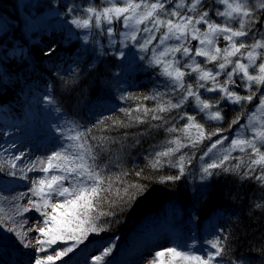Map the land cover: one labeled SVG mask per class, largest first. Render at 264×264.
Instances as JSON below:
<instances>
[{
  "label": "trees",
  "instance_id": "trees-1",
  "mask_svg": "<svg viewBox=\"0 0 264 264\" xmlns=\"http://www.w3.org/2000/svg\"><path fill=\"white\" fill-rule=\"evenodd\" d=\"M103 2L0 0V107L4 108L2 112L8 120L7 124L0 125V164L24 150L23 145L36 142L32 137L21 138L28 122L36 120L45 127L44 120L50 116L55 134L51 135L52 142L56 145L69 143L61 137L60 130L75 125L78 131L89 133V144L103 142L97 164L104 169V174L118 176L127 172V180L145 186L143 194L137 195L131 203L117 200L111 208L113 214L96 221L97 228L102 230L89 232L83 243L61 260L62 264L75 254L79 256L76 264L93 263L108 248L112 249L111 253L116 252V256L130 254L136 247L146 245L150 238L154 241L151 244L154 252L177 247L205 256L215 251L209 242L216 237L226 238L225 252L218 258L221 264L234 261L264 264V185L254 178L244 177L242 173L247 169L243 167L239 172L216 169L211 176L202 172L210 159V155H206L207 146L220 137L213 136L211 141L204 140L195 148H182L176 153L171 158L173 162L180 155L191 158L183 174L179 168L167 164L159 169L149 166L155 153L169 146V139L180 135L166 129L183 126L186 120L180 119V113L184 111L195 114L206 131L217 127L225 129L221 136L228 139L218 146L220 150L236 137H251L249 120L255 108L258 110L260 93L243 110L240 105L221 101L223 121L209 120L190 98L182 109L162 114L168 118L167 123L153 121L150 117L145 124L131 123L125 109L134 110L141 103L145 107H156V101L143 100L144 96L168 93L163 98L175 103L179 93L173 94L165 87L166 77L159 74V68L141 59L145 54L138 47L131 43L124 46L126 30L121 24H114L112 27L117 34L108 36L100 29L78 28L71 23L74 16H85L83 9L100 6ZM175 2L172 0L168 8ZM204 4L207 9L223 8L215 0H204ZM73 5L75 8L70 12ZM256 12L260 23L253 25L249 35L254 32L258 39L264 34V14L259 9ZM209 15L212 16L211 11ZM212 18L217 22L223 19ZM197 43L192 41L194 47ZM226 44L221 38L219 46ZM49 49L54 51L46 55ZM207 67L215 70L213 64ZM219 79L223 81L224 77ZM235 90L240 95L247 94L242 86ZM200 92L202 98L219 95L204 89ZM40 110L42 114H36ZM237 117L239 123H231ZM114 120H122L126 126L117 127ZM232 155L244 154L233 152ZM238 163V160H230L228 165ZM11 171L7 164L0 169V264H35V259L46 253L35 247L29 255L24 244L29 239L27 231L20 228L21 239L18 240L4 234L6 226L9 227L12 220L15 222V215L20 214L17 208H22L24 203L17 198L12 203L8 201L6 207L2 192L11 189L3 183H7ZM137 172L141 175H136ZM168 176H179V179L165 181ZM104 210L109 211V208L105 206ZM62 246L66 245H56L57 248ZM163 259L167 264L168 257Z\"/></svg>",
  "mask_w": 264,
  "mask_h": 264
},
{
  "label": "snow or ice",
  "instance_id": "snow-or-ice-1",
  "mask_svg": "<svg viewBox=\"0 0 264 264\" xmlns=\"http://www.w3.org/2000/svg\"><path fill=\"white\" fill-rule=\"evenodd\" d=\"M215 2L223 5V9H207L204 0H176L172 8H168L172 0H104L100 6L91 5L83 9L85 16H74L71 23L78 28L100 29L108 36L117 34L112 27L114 24H121L128 30L123 33L124 46L131 43L138 47L145 54L141 59L147 57L149 65L159 68V74L166 77L168 83L165 87L170 88L173 94L179 93L175 103L172 99L163 98L168 93L156 92L144 96L143 100L156 101V107H145L141 103L134 110L125 109V115L131 123L145 124L149 117L153 121L167 123L168 118L162 114L182 109L190 98L195 108L209 120L223 121L221 101L240 105L243 110L260 93L258 111L261 115L253 113L249 120L251 137H236L220 150L218 146L224 145L228 139L221 136L225 129L217 127L206 131L195 114L184 111L180 113V119L186 120V123L181 127L171 126L166 129L169 133L180 135L169 139V146L156 152L149 166L159 169L167 164L179 168L183 174L185 164L191 158L180 155L175 162L171 158L182 148H195L204 140L211 141L213 136H217L220 138L207 146L206 155H210V159L202 168L203 174L211 176L216 169L239 172L243 167L247 169L242 173L244 177L254 178L264 185V92H261L264 88V34L258 39L254 32L249 35L253 25L260 23L256 9L264 14V0L252 5L248 0ZM74 8V5L70 6L69 11L72 12ZM210 11L212 16L223 19L217 22L209 15ZM158 37V42L154 44ZM245 37L248 40L243 39ZM221 38L227 42L224 47L219 46ZM169 41L176 43L170 44ZM192 41L198 42L195 47ZM52 51L49 49L46 55H51ZM197 57L203 59L197 60ZM208 64H213L215 70L208 68ZM221 76L224 77L223 81L219 79ZM185 77L193 79L186 80ZM240 86L245 89L246 95H240L235 90ZM201 89L219 95L202 98ZM231 123L238 124L239 118H234ZM113 124L117 127L126 126L122 120H114ZM60 135L69 142L61 146L62 151H56L46 160L27 166L29 172L39 170L52 174L33 182L31 196L36 199L30 201V207L17 208L21 214L34 209L44 217L35 228H30L38 233L35 245L31 246L46 253L36 258L35 264H57V261L63 260L83 243L89 232L102 230L97 228L96 221L112 215L111 208L117 200L131 203L145 191L144 185L126 179L127 172L118 176L104 174V169L97 164L103 150L102 141L96 145L89 144V133L78 131L75 125H68L66 130L61 129ZM221 151L222 154H219ZM233 152L244 155L233 156ZM23 160V154L14 155L4 164L13 170L10 174L15 175L17 161ZM230 160H238L239 163L229 166ZM4 164H0V169ZM18 170L23 173L25 168L21 166ZM136 175L141 173L137 172ZM175 179H179V176L164 178L165 181ZM66 183L68 186H65ZM105 206L109 211L104 210ZM20 227L23 229V222H20ZM225 240L220 237L212 239L209 243L215 251L205 256L170 247L156 252L152 264H166L164 257H168L167 264H221L218 258L225 252ZM58 244L66 246L57 248ZM111 250L108 248L104 251V256L109 255ZM102 260L103 256L96 257L98 264ZM64 264H69V261H64ZM233 264L240 262L234 261Z\"/></svg>",
  "mask_w": 264,
  "mask_h": 264
},
{
  "label": "rangeland",
  "instance_id": "rangeland-1",
  "mask_svg": "<svg viewBox=\"0 0 264 264\" xmlns=\"http://www.w3.org/2000/svg\"><path fill=\"white\" fill-rule=\"evenodd\" d=\"M249 2H254L255 4L259 2V0H248ZM250 4V3H249ZM224 7L223 5H221ZM223 9V8H222ZM191 14V13H190ZM142 27V26H141ZM127 31V29H125ZM170 44L176 43V41H169ZM159 50V49H158ZM145 62H147V59L145 58ZM251 70V69H250ZM256 112L255 114L257 116H260L261 113L255 108ZM258 111V113H257ZM42 110L37 111L36 114H42ZM4 114V112H3ZM0 112V125H5L7 118ZM50 116H47L44 120L45 127H42L38 124L36 120L28 122L23 128V133H21V138L23 139H29L32 137L36 141L30 145H23L24 150L22 149L21 152L18 151L17 155L23 154L24 160L21 162H18V169L21 166H24L25 171L21 173L18 169L16 170L15 175H10L9 179H6L7 183L5 184L6 187H9L11 191H5L2 192V197L5 199V203L7 204L13 200H16L17 198H21L23 203L22 208L30 207V201L35 200L36 197L31 196V189L34 187V181L38 180L40 178L45 177L46 175H50L51 173H44L39 170L36 171H27V166L31 163H36L37 161L46 160V158L50 155H52L56 151H62V147L58 144L56 145V142H52L53 136L55 135L53 126L54 123L50 120ZM251 119V118H250ZM52 122V123H51ZM46 125H48L46 127ZM53 125V126H52ZM17 130V129H13ZM250 132L251 129H249ZM49 142V143H44ZM40 143L43 145H40ZM39 144V145H38ZM57 146V147H56ZM37 168H39V165H37ZM27 178H24V177ZM5 181V180H4ZM65 186H68L67 183ZM63 199V198H59ZM11 202V203H12ZM8 207V204L7 206ZM11 210H9L10 212ZM50 211V209H49ZM8 212V213H9ZM18 215V216H16ZM15 215V222L12 220L11 225L9 227L6 226V232L4 234H7V237L10 235L12 237H15L16 240L21 239L19 236H21L20 231V222L24 223L23 229L27 231L25 234L28 236V241L24 242L26 249H28L29 255L31 256L33 251V246L35 245V238L38 236V233L35 231H31L30 228H35L38 225V222L42 221L44 217L40 216L39 213H37L34 209L30 212H25L23 214H16ZM9 229H15V231H9ZM145 238V237H144ZM31 242V244H29ZM154 241L150 238L146 240V245L144 243L143 246L136 247L135 251L132 253H123V255L116 256V252L111 253L107 256H104L103 254V260L99 262V264H152L153 259L155 258L154 251H151V244ZM29 257V256H28ZM30 259V258H29ZM79 256L76 257V254L69 258V264H76L78 263ZM68 261V259H67ZM57 264H62L61 261H57ZM88 264H98L96 259L93 263Z\"/></svg>",
  "mask_w": 264,
  "mask_h": 264
}]
</instances>
